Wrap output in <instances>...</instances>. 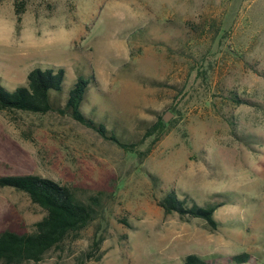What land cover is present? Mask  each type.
I'll use <instances>...</instances> for the list:
<instances>
[{
	"label": "rangeland",
	"instance_id": "374dc122",
	"mask_svg": "<svg viewBox=\"0 0 264 264\" xmlns=\"http://www.w3.org/2000/svg\"><path fill=\"white\" fill-rule=\"evenodd\" d=\"M34 67L64 68L63 97L76 74L90 78L82 111L124 141L171 115L140 160L57 111L0 110V175L102 192L77 237L25 264H182L189 253L233 264L244 251L264 264V0H3L0 84L13 90ZM170 188L222 202L218 227L164 214ZM41 215L0 187V231H29Z\"/></svg>",
	"mask_w": 264,
	"mask_h": 264
},
{
	"label": "trees",
	"instance_id": "16d2710c",
	"mask_svg": "<svg viewBox=\"0 0 264 264\" xmlns=\"http://www.w3.org/2000/svg\"><path fill=\"white\" fill-rule=\"evenodd\" d=\"M22 9V2H16V23L20 22ZM64 78L65 70L62 67H34L27 73L25 83L19 84L13 90L0 84V110L38 114L57 111L92 129L123 150L135 153L140 160L148 153L149 148L140 150L138 147L146 139H150L151 143L159 139L165 127L161 117L146 127L138 140L127 142L120 139L104 122L88 117L81 109L90 78L76 74L72 87L63 97L61 92ZM234 132L233 130L232 133ZM0 187L23 193L42 212L29 231H0V264L38 262L66 239L77 237L94 220L102 196L101 191L74 188L37 174L0 175ZM157 205L164 214H177L184 221L201 219L210 231H214L219 225L214 212L222 202L200 205L194 200L179 197L176 190L170 188L157 200ZM101 239L102 237L93 242L96 248ZM250 258V254L244 251L226 259L233 264H249ZM182 264L212 263L207 257L189 253L183 257Z\"/></svg>",
	"mask_w": 264,
	"mask_h": 264
},
{
	"label": "water",
	"instance_id": "95a60500",
	"mask_svg": "<svg viewBox=\"0 0 264 264\" xmlns=\"http://www.w3.org/2000/svg\"><path fill=\"white\" fill-rule=\"evenodd\" d=\"M171 113L170 112H165V114L163 115V120L167 121L168 118L170 117Z\"/></svg>",
	"mask_w": 264,
	"mask_h": 264
}]
</instances>
